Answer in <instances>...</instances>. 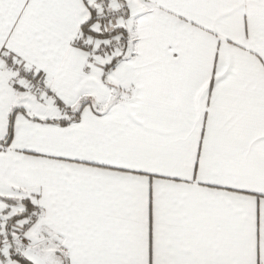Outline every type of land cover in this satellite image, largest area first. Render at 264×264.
<instances>
[{
    "label": "snow or ice",
    "instance_id": "6c2138e0",
    "mask_svg": "<svg viewBox=\"0 0 264 264\" xmlns=\"http://www.w3.org/2000/svg\"><path fill=\"white\" fill-rule=\"evenodd\" d=\"M0 264H264V0H0Z\"/></svg>",
    "mask_w": 264,
    "mask_h": 264
}]
</instances>
